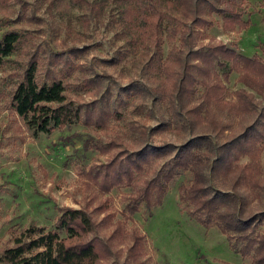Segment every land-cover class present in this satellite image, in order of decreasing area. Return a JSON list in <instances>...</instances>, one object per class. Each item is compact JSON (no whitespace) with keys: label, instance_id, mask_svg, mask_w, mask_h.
<instances>
[{"label":"trees","instance_id":"obj_1","mask_svg":"<svg viewBox=\"0 0 264 264\" xmlns=\"http://www.w3.org/2000/svg\"><path fill=\"white\" fill-rule=\"evenodd\" d=\"M42 1L65 20L75 8L82 11L84 29L110 13L116 36L138 56L146 79L131 80L124 88L114 84L120 90L113 96L109 85L86 77L87 67L72 63L80 49L54 53L47 44L39 52L29 36L8 29L0 35V64L11 54L29 55L10 94L12 112L35 131L51 132L75 121L98 130L125 120L122 107L136 103L140 113L150 101L146 113L159 124L130 121L128 133L109 138L120 150L79 172L86 191L96 188L106 195L114 187L129 188L121 194L123 219L106 212L95 220L93 210L106 211L111 198L105 196L88 210L93 194L78 208L61 206L56 224L65 236L40 225L23 227L11 245L0 248V263L146 264V235L131 216L141 205H161L175 177L186 172L189 177L177 191L189 216L206 229L216 226L249 264H264V61L221 40L201 41L213 14L221 16L226 32L246 28V7L223 0ZM164 41L171 44L167 54ZM75 68L82 87H92L99 97L80 104L67 96ZM233 71L240 87L229 91ZM166 128L178 143L155 141V134Z\"/></svg>","mask_w":264,"mask_h":264},{"label":"rangeland","instance_id":"obj_2","mask_svg":"<svg viewBox=\"0 0 264 264\" xmlns=\"http://www.w3.org/2000/svg\"><path fill=\"white\" fill-rule=\"evenodd\" d=\"M231 1L246 4L245 0H223V4ZM45 4L42 0H0V35L8 29L19 30L33 40V46L38 45L39 52L47 49V44L54 53L71 54L75 48L80 49L77 57L71 56L72 63L87 67L84 72L86 77L109 85L113 96L120 90L114 84L124 88L131 80L146 79L138 56L128 49L121 37L116 36L117 28L110 20V13L103 20L92 19L89 27L84 29L80 24L82 11L75 8L69 19L65 20L56 12L47 10ZM254 21L257 22V16ZM220 22L221 16L213 14V23L203 29L201 41L207 42L213 38L237 48L235 40L239 36L238 30L225 32ZM250 41L248 36L243 37L245 53L253 55L256 50L264 61V54L260 51L262 43L257 41V49H253V42ZM170 48L171 44L164 41V54ZM125 50L127 53L120 55ZM113 58L119 59L111 63L109 60ZM28 59L26 53L11 54L0 64V248L11 245L13 236L31 224L65 236L66 232L56 224L61 206L78 208L93 194H96V198L90 202L88 210H92L105 196L111 198L106 211L93 210L95 220L106 212H113L114 219H123L121 194L129 191V188L114 187L106 195L98 193L96 188L86 191L84 177L79 172L86 171L92 163H105L120 150L119 143L109 138L128 133L130 121L144 122L150 126L159 124L155 115L149 117L146 113L149 101L140 113L136 111V103L122 107L125 120L103 129L92 130L78 121L51 132L30 129L12 112L9 100ZM79 76V70L75 68L69 76L67 96L80 104L99 97L100 93H92V87L88 90L82 87ZM227 86L229 91L240 87L234 71L229 76ZM122 97L125 98L123 92ZM154 139L158 143H178L169 128L156 133ZM109 142L110 149L107 148ZM101 148L108 151L101 152ZM261 160L264 164V150ZM188 177L186 172L177 175L161 205L152 208L141 205L140 210L131 216L133 224L146 235V264H249V258L232 250L227 238L216 226L204 228L179 203L177 187ZM132 222L127 221L128 226ZM261 229H264V225Z\"/></svg>","mask_w":264,"mask_h":264},{"label":"crops","instance_id":"obj_3","mask_svg":"<svg viewBox=\"0 0 264 264\" xmlns=\"http://www.w3.org/2000/svg\"><path fill=\"white\" fill-rule=\"evenodd\" d=\"M245 1H246V4H243V5L246 7L247 12L242 16V19L248 20L249 24L246 28L242 30H238L237 34L239 36L237 37L235 42L237 45L236 49H238L240 52H242L243 54L247 56H252V55L245 53V49H243L245 44H243L242 41H243V37L248 36V38L253 42V45L251 44L254 47L253 49H257L256 47L257 41H260L262 43L261 48H264L263 46L264 45V0H245ZM254 16L255 17L257 16V22L254 21L255 20ZM255 28L259 29L260 31H257ZM235 31L237 30H233L230 32H235ZM261 48H260V51H261ZM253 55H258V52L254 50Z\"/></svg>","mask_w":264,"mask_h":264}]
</instances>
